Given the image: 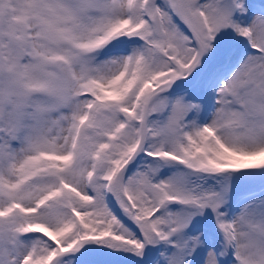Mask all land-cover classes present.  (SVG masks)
I'll return each instance as SVG.
<instances>
[{
    "label": "snow or ice",
    "instance_id": "snow-or-ice-1",
    "mask_svg": "<svg viewBox=\"0 0 264 264\" xmlns=\"http://www.w3.org/2000/svg\"><path fill=\"white\" fill-rule=\"evenodd\" d=\"M0 264H264V0H0Z\"/></svg>",
    "mask_w": 264,
    "mask_h": 264
}]
</instances>
